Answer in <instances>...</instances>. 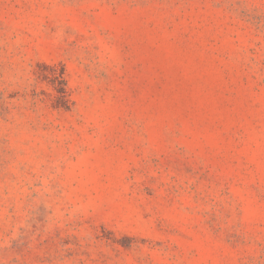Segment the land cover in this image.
Returning <instances> with one entry per match:
<instances>
[{"label": "rangeland", "instance_id": "374dc122", "mask_svg": "<svg viewBox=\"0 0 264 264\" xmlns=\"http://www.w3.org/2000/svg\"><path fill=\"white\" fill-rule=\"evenodd\" d=\"M0 264H264V0H0Z\"/></svg>", "mask_w": 264, "mask_h": 264}]
</instances>
